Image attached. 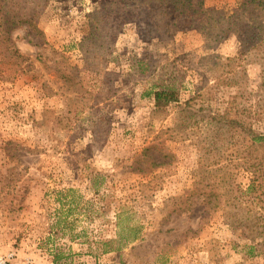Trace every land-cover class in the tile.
Listing matches in <instances>:
<instances>
[{
	"label": "rangeland",
	"instance_id": "1",
	"mask_svg": "<svg viewBox=\"0 0 264 264\" xmlns=\"http://www.w3.org/2000/svg\"><path fill=\"white\" fill-rule=\"evenodd\" d=\"M140 1L49 0L0 41L6 264H264L246 141L207 117L234 104L264 133V62L240 41L237 0H203L194 24L165 31L136 19ZM164 86L179 100L158 109L145 92Z\"/></svg>",
	"mask_w": 264,
	"mask_h": 264
},
{
	"label": "trees",
	"instance_id": "2",
	"mask_svg": "<svg viewBox=\"0 0 264 264\" xmlns=\"http://www.w3.org/2000/svg\"><path fill=\"white\" fill-rule=\"evenodd\" d=\"M48 2L49 0H6L7 17H9V20H7V18L5 19V17L1 18L2 20L5 19L6 22L0 23V41H12L10 38V27H12V25H19L25 21L29 14L27 7H31V12L34 10V12L38 14L46 8ZM236 2L237 7L234 10L233 18L243 19V29L238 32L240 41H247L246 38H249L250 41H256L253 45V54L255 60L262 63L264 62V0H237ZM123 9H126V6L123 5L121 10ZM133 9L135 10L136 19L138 21L144 17L148 19L154 27H162V31L170 29L172 25L178 22L179 18L180 22L194 24L198 16L205 11L203 0H144L136 3ZM101 17L102 15L100 14V18ZM8 50L13 55L17 51L13 46L9 47ZM15 55L18 57L20 56L19 53ZM61 71L62 78L66 84L69 86L78 85L76 77L71 72H66L65 67L61 69ZM236 82L235 79L227 81L228 84H236ZM145 95L154 100V105L158 109H162L179 100L178 91L166 86L148 89ZM238 111L239 110L235 109L234 104H230L224 111L212 115L208 114L207 117L208 121L214 123V128L217 133L223 135H234L235 133L243 134L247 146L245 149L246 154L242 156L243 161L241 166L250 174L249 183L247 185L249 191H247V193L250 195L253 194L255 196L254 198H258L260 204H262L261 209L264 211V133L253 127L250 114L247 115V119H243L241 115L239 117ZM198 112L206 116V112L203 109L199 108ZM255 151L261 153L260 158H254L253 154ZM162 154L164 157L171 156L170 153L167 152ZM147 159H150L148 164L151 167L168 164V162L160 158L159 155L155 157L150 155ZM144 163L145 162L138 165L137 169L139 171L144 168L142 166ZM226 178L227 177L222 178L220 182H224ZM212 195H214L212 191L204 193L203 195L199 192L200 198L203 197L201 201L204 204L202 210L204 217H206L205 211L213 205L209 200L213 198ZM182 205L183 203L178 204L177 208H186ZM262 221L260 227L262 234H264V216L262 217ZM252 228L258 231L254 225Z\"/></svg>",
	"mask_w": 264,
	"mask_h": 264
},
{
	"label": "built area",
	"instance_id": "3",
	"mask_svg": "<svg viewBox=\"0 0 264 264\" xmlns=\"http://www.w3.org/2000/svg\"><path fill=\"white\" fill-rule=\"evenodd\" d=\"M0 264H6V261L2 258L0 259ZM26 264H29V262H27Z\"/></svg>",
	"mask_w": 264,
	"mask_h": 264
}]
</instances>
